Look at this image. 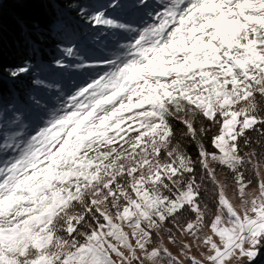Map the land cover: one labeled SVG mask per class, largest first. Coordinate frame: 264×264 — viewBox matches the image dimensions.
Returning <instances> with one entry per match:
<instances>
[{
  "label": "snow or ice",
  "instance_id": "snow-or-ice-1",
  "mask_svg": "<svg viewBox=\"0 0 264 264\" xmlns=\"http://www.w3.org/2000/svg\"><path fill=\"white\" fill-rule=\"evenodd\" d=\"M4 2L0 72L17 80L33 64L3 66ZM130 7L143 13L139 26L79 10L92 27L112 30V55L78 64L103 70L66 99L30 95L31 131L15 104L0 108V264H257L264 0ZM42 31L33 23L37 40ZM60 51L72 58L75 46Z\"/></svg>",
  "mask_w": 264,
  "mask_h": 264
},
{
  "label": "rangeland",
  "instance_id": "rangeland-1",
  "mask_svg": "<svg viewBox=\"0 0 264 264\" xmlns=\"http://www.w3.org/2000/svg\"><path fill=\"white\" fill-rule=\"evenodd\" d=\"M88 2L90 3L86 4L87 6L79 8V10L85 9L88 15L98 10H104L110 18L130 23L133 26H139L140 17L143 15L142 12L137 13L131 9V0H121L123 8L116 10L107 7L111 0H89ZM56 30L61 31L59 35L64 42L56 46V53L49 58V61L43 60L42 54L39 53L36 62L33 64V71L29 73V75H32L30 80L40 78L51 87L43 89L32 85L31 91L26 95L25 102L16 105L24 114V122L29 124V129L26 132L31 131L32 126L28 117V110L32 108L29 96L36 95L43 103L49 104L55 102L58 98L66 99L69 94L96 78L103 70L102 68L79 69L76 66L80 63L96 64L102 61L105 55H112L109 49L117 39L112 34V30H106L99 26L92 27L86 22L85 18L79 15L77 18H72L65 29L63 26H57ZM73 45L75 46V55L72 58L67 57L60 51L62 47ZM56 60L62 61L67 67H55ZM8 106L0 104V108H7ZM227 195L230 198L232 197L231 190L227 192ZM164 242L170 250L176 252V249L167 243V239ZM197 255L199 254L197 253Z\"/></svg>",
  "mask_w": 264,
  "mask_h": 264
},
{
  "label": "trees",
  "instance_id": "trees-1",
  "mask_svg": "<svg viewBox=\"0 0 264 264\" xmlns=\"http://www.w3.org/2000/svg\"><path fill=\"white\" fill-rule=\"evenodd\" d=\"M89 0H53V3L43 5L34 3H3V59L4 67L21 66L27 59L34 64L38 54L42 59L49 61L56 53V46L64 41L59 35L57 26L65 29L72 18H77L79 8L87 6ZM72 5V7H69ZM41 26V38L37 40L32 32L33 23ZM27 28V34H22ZM35 41V44L29 42ZM38 50L33 53V48ZM0 104H21L25 102L26 95L31 91L30 79L32 75L22 76L17 80L10 79L7 74L0 72ZM194 155V148H189ZM257 264H264V250L261 251Z\"/></svg>",
  "mask_w": 264,
  "mask_h": 264
}]
</instances>
